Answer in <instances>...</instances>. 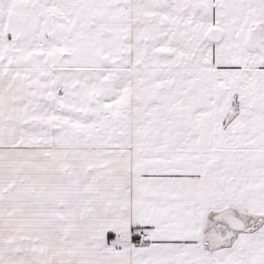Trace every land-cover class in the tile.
<instances>
[{
	"label": "snow or ice",
	"instance_id": "snow-or-ice-1",
	"mask_svg": "<svg viewBox=\"0 0 264 264\" xmlns=\"http://www.w3.org/2000/svg\"><path fill=\"white\" fill-rule=\"evenodd\" d=\"M0 264H264V0H0Z\"/></svg>",
	"mask_w": 264,
	"mask_h": 264
}]
</instances>
